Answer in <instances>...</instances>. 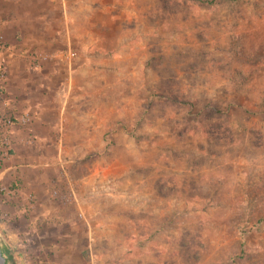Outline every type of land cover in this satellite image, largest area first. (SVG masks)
<instances>
[{
    "label": "rangeland",
    "instance_id": "1",
    "mask_svg": "<svg viewBox=\"0 0 264 264\" xmlns=\"http://www.w3.org/2000/svg\"><path fill=\"white\" fill-rule=\"evenodd\" d=\"M0 24V170L38 144L12 145L28 107L5 103L103 48L27 182L0 183L9 264H264V0H0Z\"/></svg>",
    "mask_w": 264,
    "mask_h": 264
},
{
    "label": "crops",
    "instance_id": "2",
    "mask_svg": "<svg viewBox=\"0 0 264 264\" xmlns=\"http://www.w3.org/2000/svg\"><path fill=\"white\" fill-rule=\"evenodd\" d=\"M90 47V48H88ZM85 54H81L79 58H73V59H67V55H69V53L65 52L64 54H61L60 56H55V57H62V60H64L65 62H68L69 64L68 69H69V78L67 81H63L62 85H57L56 81H49L50 77L48 80H46L48 77L43 76V77H39L38 80V88L39 90L42 91V96L39 97L36 100H33L34 98H24L23 95H21L18 91V93L15 92V95L13 98H10V101L7 102L8 104L11 105V107L18 105V104H22L23 106L25 105L26 107H28V110L26 112H24L22 114V112L18 113V112H14V117L16 119V121H18V128H13L11 131V135H12V145L17 149V150H22V148L20 147V145L22 144V142L24 141L25 143H31L29 142L27 137H35L36 140L38 141L37 145H43L44 150L45 148H50L52 147V145L55 143L53 142V138H50L49 136H47L44 131L48 129L52 131H54L55 129H59V125H54V122L56 120L54 115H51V111H50V107H51V103H53L52 105H54L55 107H58V110L60 111L59 113H57V120L58 121H62L64 118L62 117L63 111L65 110V108L67 107V105H79L81 103V101L79 99H82L83 101L86 100L85 98V94L83 92L84 88H86V84H84L85 82H87L88 78H89V74L92 72L93 73V65L92 62L93 60L89 59L90 54L94 53L95 56H102V51L103 48H96L94 45V42L91 41L90 44L87 43L86 44V49H85ZM101 54H98V52ZM40 56H49L50 58H54V56H50L49 54L45 53V52H37L36 53V57L34 59V63L37 62L39 63V61L41 62L42 60H40ZM78 56V54L76 53V57ZM76 59V60H75ZM75 60V61H74ZM40 65V63H39ZM39 67V66H38ZM58 75V71L55 70L53 72L52 78H56ZM83 77V80L80 82L77 80V78ZM80 82V83H79ZM22 84H24L22 82ZM34 85V86H33ZM20 86L18 85V88ZM35 87V84H32L31 86H25V88L28 89H32ZM58 87V88H57ZM56 89L58 90V93L56 91ZM55 91L57 93L56 97L52 100V102L49 101L50 97L49 94L51 93V91ZM25 93L27 92V94H29L30 91L26 90L24 91ZM32 93V92H31ZM79 93L80 96H76L75 94ZM55 94V93H54ZM30 96V95H29ZM32 97V96H30ZM77 97V98H76ZM57 110V111H58ZM28 114L30 116V121L26 124H22L21 120L23 119V117ZM55 114V113H52ZM54 116V117H53ZM21 126V127H20ZM23 126V127H22ZM52 128V129H51ZM50 132V133H51ZM52 137V135H51ZM23 138V139H22ZM36 144V143H35ZM33 143V146L29 147L28 149L26 148V152L25 153H31L30 155L25 154L24 156L22 155H17L14 159L17 160L16 162L10 163L9 165H7L4 169L0 170V183H4L7 180H17L22 181V182H27V178L25 177V174L23 173V168L24 167H33V166H28L27 164L22 165V161H28L32 156H33V151L30 149H32L33 147H36L37 145H35ZM59 144V143H58ZM22 160V161H21ZM30 161V160H29ZM29 180H31L32 178L29 177ZM32 182H30L32 185L36 184V180L32 179ZM29 182V181H28ZM28 183V185L30 184ZM23 184V183H22ZM55 215V211L53 212H45V215ZM59 221H61V219H59ZM32 230H30L31 232ZM59 231V230H57ZM90 240L92 241V236L90 235ZM62 264H66V263H62Z\"/></svg>",
    "mask_w": 264,
    "mask_h": 264
},
{
    "label": "built area",
    "instance_id": "3",
    "mask_svg": "<svg viewBox=\"0 0 264 264\" xmlns=\"http://www.w3.org/2000/svg\"><path fill=\"white\" fill-rule=\"evenodd\" d=\"M4 50H5V42H4V36H3V30H2V27H1V24H0V96L2 94V90H3V83L5 81V78H6V66L4 64V61H3V53H4ZM67 59H73V58H76V53L74 52H71L69 53V55L66 56ZM40 60L42 61H46V60H49L50 57L49 56H40L39 58ZM8 104L7 102L5 103V105ZM30 121V116L28 114H26L23 119L21 120V123L22 124H26ZM9 124H12V120H8ZM82 217V216H80ZM23 261H26V259H19L17 260V263L18 264H25L26 262H23Z\"/></svg>",
    "mask_w": 264,
    "mask_h": 264
},
{
    "label": "trees",
    "instance_id": "4",
    "mask_svg": "<svg viewBox=\"0 0 264 264\" xmlns=\"http://www.w3.org/2000/svg\"><path fill=\"white\" fill-rule=\"evenodd\" d=\"M205 1H207L209 3H213L216 0H205ZM222 1L231 2V1H234V0H222ZM165 97H166V99L171 100V101H173V102H175L177 104H181V105H184V106H188L191 109H194L195 108V106H194L195 104L192 103L191 101L183 100V99H181L179 97H176V96H173V95H166ZM201 111H211L212 112V111H217V110L214 109L211 105L206 104L205 106H203L201 108ZM243 248H244V244H242V252H244ZM7 264H9V260L8 259H7Z\"/></svg>",
    "mask_w": 264,
    "mask_h": 264
},
{
    "label": "water",
    "instance_id": "5",
    "mask_svg": "<svg viewBox=\"0 0 264 264\" xmlns=\"http://www.w3.org/2000/svg\"><path fill=\"white\" fill-rule=\"evenodd\" d=\"M0 264H7L6 257L4 256L3 247L0 245Z\"/></svg>",
    "mask_w": 264,
    "mask_h": 264
}]
</instances>
